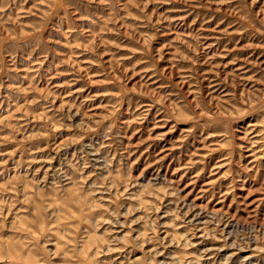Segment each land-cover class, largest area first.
Returning a JSON list of instances; mask_svg holds the SVG:
<instances>
[{
	"label": "rangeland",
	"instance_id": "1",
	"mask_svg": "<svg viewBox=\"0 0 264 264\" xmlns=\"http://www.w3.org/2000/svg\"><path fill=\"white\" fill-rule=\"evenodd\" d=\"M0 264H264V0H0Z\"/></svg>",
	"mask_w": 264,
	"mask_h": 264
}]
</instances>
